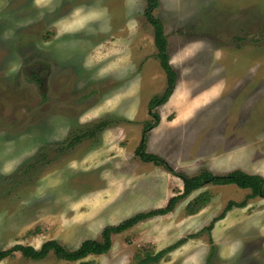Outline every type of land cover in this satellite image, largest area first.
Masks as SVG:
<instances>
[{
    "label": "rangeland",
    "instance_id": "rangeland-1",
    "mask_svg": "<svg viewBox=\"0 0 264 264\" xmlns=\"http://www.w3.org/2000/svg\"><path fill=\"white\" fill-rule=\"evenodd\" d=\"M147 6L0 0V251L53 240L74 251L87 240L103 242L106 227L165 208L169 194L183 193L180 178L136 156L145 124L154 122L149 103L167 89L153 22L164 27L180 79L165 114L155 110L160 120L188 104H224L222 125L202 118L178 127L183 139L172 136V164L166 161L189 177L214 168L221 176L264 178V0H159L151 17ZM102 122L108 126L95 130ZM202 193L211 195L209 204L189 215L188 204ZM250 194L206 184L172 213L113 235L109 251L82 262L138 264L194 235L151 264H264V197L204 231L230 201ZM0 264L80 262L15 253Z\"/></svg>",
    "mask_w": 264,
    "mask_h": 264
},
{
    "label": "trees",
    "instance_id": "trees-1",
    "mask_svg": "<svg viewBox=\"0 0 264 264\" xmlns=\"http://www.w3.org/2000/svg\"><path fill=\"white\" fill-rule=\"evenodd\" d=\"M148 6L146 14L151 17L153 12L159 6V0H147ZM155 30V45L158 49V57L161 62V67L167 77V89L160 97H154L149 103V112L153 117V123H146L143 130L141 142L136 150V156L143 163H152L155 166L163 167L174 176L180 178L184 183V191L182 194L170 199L168 205L165 208H159L150 212H143L136 214L135 216L125 220L119 225L108 226L104 229L102 236L103 242H95L93 240H87L82 245L74 250L70 251L62 246L57 241H48L42 245L40 249H36L32 246L16 245L8 250L0 251V263L12 257L15 253H21L23 257L32 260H42L47 258L51 253L58 259L69 262H80V264H92L88 262H82L91 255H102L110 250L112 247L113 235L122 234L135 227L142 221L153 219L160 216H165L175 211L179 202L190 196L194 191L200 190L206 184L213 185H235L243 190H251V194L241 203L230 201L223 213L215 218L209 227L204 231L211 233L215 227V224L220 220H223L227 213L233 208H244L247 206L248 201L257 197H264V178L259 175L249 174L243 171H237L229 173L227 175H214L209 171L202 172L201 174L193 177H189L181 172H177L170 164L161 156L149 153L147 150V137L148 133L155 128L160 122V116L155 110L168 102L173 95L177 86L178 74L174 67L171 65L170 56L168 55V40L165 35L164 27L161 22H153ZM108 126L106 122H102L96 126L97 131L105 129ZM90 132L83 136H77L75 141L80 142L84 137H89ZM211 195L208 193H202L197 198L192 200L187 206V213L189 215H195L203 210L210 202ZM194 235H189L184 240H181L177 244H174L165 250L158 252L155 255H147L144 259L139 260L138 264H151L160 261L166 254L177 249L180 245L186 243V241Z\"/></svg>",
    "mask_w": 264,
    "mask_h": 264
},
{
    "label": "crops",
    "instance_id": "crops-1",
    "mask_svg": "<svg viewBox=\"0 0 264 264\" xmlns=\"http://www.w3.org/2000/svg\"><path fill=\"white\" fill-rule=\"evenodd\" d=\"M172 63L173 62H171V64ZM125 64H126V62H125ZM172 66L174 67V69L177 71V74H178V80H177V86H178V82H180L179 73H178L179 68L177 67V65L175 66L174 64H172ZM200 70L203 71V69H200ZM177 86L175 88L173 95L175 94V92L177 90ZM124 94H126V93H124ZM119 95L124 97V95L122 93H119ZM173 95L171 97H173ZM166 105L167 104H165L163 107L161 106L159 108L161 113L164 112L163 114H165V109L161 110V108L166 107ZM223 106H224V104L214 103V102L192 103V104H188L187 108L182 107V108L174 109V110H178V111L175 112V114H173V117L170 121L167 120V118L169 116L163 115L161 117L160 123L158 124L159 127L157 126L156 127L157 129L154 128L155 130L153 129V130H151L152 132L150 131V133H149L148 149L150 150V147H151V149L153 151V152H150V151L149 152L163 157L165 160H168L172 164V161H171L172 159H170L169 156H171V158H172V152L175 151L174 148L176 147L175 144L172 145V147H170V145H169L170 143H172V136L177 137V143L183 139V138H181L182 137V130H176V129L180 126H183V128H186L187 120H189V119L194 120V119H202L203 118L204 120H206V122H209V123H211L213 121H216V123L221 122L218 120H224V118H221L219 111L224 110ZM198 111L199 112L203 111V113H201L197 116L196 112H198ZM213 111L218 112V114L217 115L211 114V112H213ZM106 112L109 114L110 110L107 108ZM178 112H181V113H178ZM222 124L223 123L221 122L220 125H222ZM183 130H186V129H183ZM219 133H221L220 130H219ZM161 137L165 138V140L168 141V146L166 148L160 146L161 145L160 144ZM173 141H174V139H173ZM174 143H175V141H174ZM179 147H182V146H179ZM173 164H175V163H173ZM215 168L216 169L218 168V162L215 163ZM209 170L216 175H217V173L220 174V172L214 171V168H212V169L209 168ZM169 197L173 198L175 196L169 194L168 198Z\"/></svg>",
    "mask_w": 264,
    "mask_h": 264
}]
</instances>
